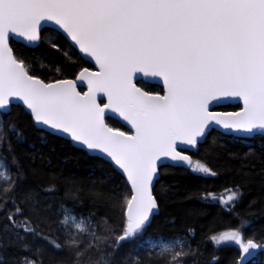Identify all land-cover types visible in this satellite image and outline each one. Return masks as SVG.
<instances>
[{
	"label": "snow or ice",
	"instance_id": "1",
	"mask_svg": "<svg viewBox=\"0 0 264 264\" xmlns=\"http://www.w3.org/2000/svg\"><path fill=\"white\" fill-rule=\"evenodd\" d=\"M13 44L33 50L41 44L66 46L94 62L95 70L82 67L73 79L46 81L34 74V58L17 54ZM64 56L70 59L68 51ZM152 80L162 85L160 91L148 86ZM229 98L242 101L240 111L212 110ZM16 107L42 133L61 134L86 154H99L130 185L107 195L89 190L94 203H106L113 212L100 218L102 228L91 216L62 210L60 241L38 230L49 209L30 191L22 202L36 222L14 219L24 209L15 204L16 181L0 157L6 167L0 199L15 209L8 220L18 239L24 240L23 230L45 240L63 253L56 264H142L140 252L149 260L170 256L175 264L188 259L200 264L199 246L189 240L193 230L183 237L144 236L160 211L159 168L168 161L167 166L215 176L206 163L185 154L198 152L213 132L250 149L257 140L264 147V0H0V114ZM113 115L129 131L110 126ZM7 129L20 142L23 133L15 122ZM6 141L11 151L0 119V148ZM241 196L237 187L221 202L234 210ZM211 242H234L247 254L242 264L253 255L250 250L264 251L253 239L245 242L239 230L213 235ZM125 247L130 251L121 257ZM24 249L30 250L27 243ZM25 262L43 264L42 259Z\"/></svg>",
	"mask_w": 264,
	"mask_h": 264
},
{
	"label": "trees",
	"instance_id": "2",
	"mask_svg": "<svg viewBox=\"0 0 264 264\" xmlns=\"http://www.w3.org/2000/svg\"><path fill=\"white\" fill-rule=\"evenodd\" d=\"M13 47L17 54L22 51L26 58H34V74L46 81L73 79L82 67L92 69L66 46L63 50L46 44L34 50L21 49L19 44H13ZM64 51L69 52L70 59L65 58ZM149 87L161 90L157 86ZM238 109V106H229L218 110L234 112ZM0 119L5 123V134L12 145L9 151L6 141L0 148V157L6 158L7 168L11 169L12 178L16 181L15 204L24 209V215H17L14 219L20 221L30 217L33 223L36 222V217L22 202L23 194L30 191L49 209L43 227L38 229L42 235L63 240L60 229L62 210L75 213L77 217L91 216L93 223L102 228L100 218H111L113 212L106 203H94L89 190L93 187L102 189L106 195L109 189L117 187L127 190L123 178L112 166L73 148L64 139L42 133L20 107L13 108L7 115L0 114ZM10 121L15 122L23 133L20 142L7 129ZM107 122L126 131L116 121L108 119ZM253 143L254 147L250 149L244 142L213 132L208 142L199 146L198 152L189 155L206 163L216 172L215 176L194 174L191 170L178 167H161L155 185L160 211L144 236L183 237L193 230L189 240L193 248L199 246L202 254L199 256L200 264H237L239 252L234 247L215 248L211 242L213 235L224 231L239 230L245 242L253 239L257 244H264V147L258 140ZM0 164L6 172L5 162L0 160ZM3 181L0 177V194L4 191ZM237 187L242 196L233 210L231 205L226 207L221 201ZM14 211L11 202L5 207V201L0 199V264H26L25 258L42 259L43 264H56V258L63 253L54 251L45 240L34 238L23 230L19 235L24 240L17 238L8 220L9 213ZM25 243L29 245V251L24 249ZM38 247L41 249L39 254ZM129 251V247L121 249V257ZM139 256L142 264H175L170 256L167 261L155 257L149 260L144 252H140ZM180 259L183 260L182 257ZM256 260L264 264V255H259ZM187 264H193V261L188 259Z\"/></svg>",
	"mask_w": 264,
	"mask_h": 264
},
{
	"label": "water",
	"instance_id": "3",
	"mask_svg": "<svg viewBox=\"0 0 264 264\" xmlns=\"http://www.w3.org/2000/svg\"><path fill=\"white\" fill-rule=\"evenodd\" d=\"M29 49H31V48H29ZM77 51H78V50H77ZM83 61H84V60H83ZM84 62H85V61H84ZM86 63H88V64L91 66V68H92L93 70H95V68H94V62H91V61L89 60V62H86ZM148 84H149V85H153V86H157V87H159L160 89H161V87H162L161 84H158V83H157L156 81H154V80L149 81ZM84 90H86V86L84 87ZM229 106H239L240 109L237 110V111H240L243 105H242V101H238V100H236V99H231V98H229V99L222 100V101H221L219 104H217V105H214L213 108H212V110L215 111L214 109H217V108H223V107H229ZM20 108H22V107H20ZM22 109H23V108H22ZM237 111H235V112H237ZM24 112H25V111H24ZM216 112H222V111H216ZM25 113H26V112H25ZM7 114H9V113H7ZM7 114H2V115H7ZM111 119H113V120H115V121H118L123 127H125V128L129 131L130 126L127 125L126 122L122 121L120 118H118V117L115 116V115H113V116L111 117ZM35 128L38 129V127H36V126H35ZM38 130H39V129H38ZM44 133L49 134V135H52V136H55V137H58V138H61V139H64L65 141L69 142L73 148H75V149H77V150H80L79 145H74V144L70 141L69 138H67V137H65V136H63V135H61V134H50V133H49V130H47V129H45ZM201 145H202V144H201ZM81 151H82V150H81ZM83 152H84V151H83ZM84 153H85V152H84ZM186 153H196V151H195V150H189V151H186L185 154H186ZM87 155L90 156V157H96V158H98V159H100V160H102V161L108 163L107 160L99 158V154H87ZM187 155H188V154H187ZM169 163H170V162L165 161V166H167ZM108 164H110V163H108ZM110 165H111V164H110ZM111 166H112V165H111ZM170 167H171V166H170ZM112 168H113V166H112ZM160 168H161V167H160ZM160 168H159V169H160ZM178 168H183V169L188 170V168H186V167H178ZM115 171H116V172H117V173L123 178V180L125 181L127 187L130 188V185L127 184L126 176L122 175V173H121L120 170H115ZM158 180H159V178H158ZM158 180H157V181H158ZM157 181H156V182H157ZM212 244H213V243H212ZM213 245H214V244H213ZM259 245H261V244H259ZM223 246H231V247H234L235 249H237L238 252H239V260H238V263H237V264H242L241 256H247V254L242 253V252L240 251L238 245H236L234 242H225V244H223V245H221V246H214V247H215V248H219V247H223ZM261 246H264V244L261 245ZM250 252H252L253 255H252L251 257H248L247 264H249L250 262H252V261H253V260L259 255V254H264V251H260L259 249H257V250H250Z\"/></svg>",
	"mask_w": 264,
	"mask_h": 264
},
{
	"label": "rangeland",
	"instance_id": "4",
	"mask_svg": "<svg viewBox=\"0 0 264 264\" xmlns=\"http://www.w3.org/2000/svg\"><path fill=\"white\" fill-rule=\"evenodd\" d=\"M4 174H5V171H4L3 167H2V165L0 164V177L2 179H4ZM150 243H159V242H157V241H150ZM253 264H255V262Z\"/></svg>",
	"mask_w": 264,
	"mask_h": 264
}]
</instances>
